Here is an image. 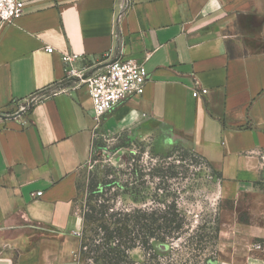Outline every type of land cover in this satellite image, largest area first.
<instances>
[{
  "label": "crops",
  "instance_id": "0c3cea01",
  "mask_svg": "<svg viewBox=\"0 0 264 264\" xmlns=\"http://www.w3.org/2000/svg\"><path fill=\"white\" fill-rule=\"evenodd\" d=\"M23 2L0 24V264H82V168L102 141L156 132L219 171L230 205L207 264H264V0ZM118 36L122 57L148 77L98 124L63 57L101 71L119 55Z\"/></svg>",
  "mask_w": 264,
  "mask_h": 264
},
{
  "label": "rangeland",
  "instance_id": "374dc122",
  "mask_svg": "<svg viewBox=\"0 0 264 264\" xmlns=\"http://www.w3.org/2000/svg\"><path fill=\"white\" fill-rule=\"evenodd\" d=\"M118 151L126 154L124 163L116 158ZM103 183L113 185L94 194L93 190ZM102 203L110 207L109 213L138 209L158 216L167 214L168 218L178 214L175 223L158 219L154 224H179L173 237L166 242L152 239L153 250L149 252L141 246L130 250V258L121 264H207L217 252L220 210L230 205L223 199L218 169L191 144L173 143L160 132L97 144L80 172L77 211L82 216L91 205L98 207ZM83 227L82 221L81 235L87 242L91 243L88 238H98L91 226L84 231ZM256 245L264 258V236ZM79 258L82 264H102L81 253Z\"/></svg>",
  "mask_w": 264,
  "mask_h": 264
},
{
  "label": "trees",
  "instance_id": "16d2710c",
  "mask_svg": "<svg viewBox=\"0 0 264 264\" xmlns=\"http://www.w3.org/2000/svg\"><path fill=\"white\" fill-rule=\"evenodd\" d=\"M116 182H113L115 184ZM113 184H100L94 194H99L104 188ZM99 207V208H98ZM98 207L91 205L89 210L83 212V231L87 226L94 236L88 238L91 243L81 237L80 253L87 258H93L95 262L102 264H121L130 258V250L141 246L146 251L153 250L152 239L167 241L168 237H173V231H179L180 225H169L166 227L154 224L158 219L170 220L175 223L178 214L173 213L171 218L167 214L158 216L156 212L142 213V210L134 212H112L110 207L102 203ZM159 231V232H158ZM163 234V236H161ZM140 241L141 244H138ZM86 248L88 251H86Z\"/></svg>",
  "mask_w": 264,
  "mask_h": 264
},
{
  "label": "built area",
  "instance_id": "2783aa9c",
  "mask_svg": "<svg viewBox=\"0 0 264 264\" xmlns=\"http://www.w3.org/2000/svg\"><path fill=\"white\" fill-rule=\"evenodd\" d=\"M24 8L23 0H0V24L13 22L23 14ZM118 39L119 55L108 62L101 71L78 68L76 66V61L79 59L78 54H68L63 57L67 76L71 79L79 78L87 84L98 124L106 113L112 111L122 101L135 94H140L148 77L142 62L122 57L123 39L119 36ZM47 50L53 52L54 48L49 46ZM207 93L208 90L203 88L201 91L194 92L193 95L199 96ZM38 100V96H34L31 101L33 103ZM30 104V101L27 102L20 110L26 111Z\"/></svg>",
  "mask_w": 264,
  "mask_h": 264
},
{
  "label": "water",
  "instance_id": "95a60500",
  "mask_svg": "<svg viewBox=\"0 0 264 264\" xmlns=\"http://www.w3.org/2000/svg\"><path fill=\"white\" fill-rule=\"evenodd\" d=\"M106 65V64H105ZM22 112H24L23 110H20L17 114H15V115H20ZM116 158L117 159H119L120 161H121V163H124L125 161H126V159H127V156H126V154H123V152L122 151H118L117 153H116Z\"/></svg>",
  "mask_w": 264,
  "mask_h": 264
},
{
  "label": "bare ground",
  "instance_id": "6f19581e",
  "mask_svg": "<svg viewBox=\"0 0 264 264\" xmlns=\"http://www.w3.org/2000/svg\"><path fill=\"white\" fill-rule=\"evenodd\" d=\"M160 247V246H159Z\"/></svg>",
  "mask_w": 264,
  "mask_h": 264
}]
</instances>
